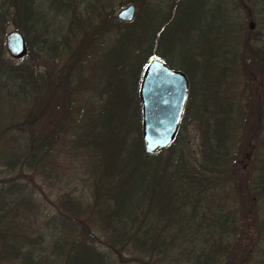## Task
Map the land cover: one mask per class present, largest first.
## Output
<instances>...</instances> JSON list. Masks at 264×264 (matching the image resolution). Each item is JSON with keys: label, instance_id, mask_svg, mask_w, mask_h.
Here are the masks:
<instances>
[{"label": "trees", "instance_id": "16d2710c", "mask_svg": "<svg viewBox=\"0 0 264 264\" xmlns=\"http://www.w3.org/2000/svg\"><path fill=\"white\" fill-rule=\"evenodd\" d=\"M250 1L264 24V0ZM44 2L49 4L45 7ZM232 3L227 0L229 13ZM72 4L73 0L0 1V104L12 98L26 101L18 125L27 142L22 163L30 167L33 150L74 130V111L82 112L81 129L69 143L85 163L91 203L83 205L68 196L62 204L72 216L51 215L43 221L56 234V259L62 257L63 264H264V42L258 32L250 30L260 41L255 47L249 37L242 38L240 23L234 27L223 19L217 32L207 36L206 29L193 23L190 6L171 9L169 4L161 10L145 2L131 21L116 23L110 11L89 3L91 17L71 18L65 30L59 26L57 41L49 10L53 7L56 15L68 16ZM148 8L159 14L152 25L154 18L144 15ZM7 22L24 38V62L14 64L4 56ZM102 26L112 29L104 49L95 41ZM90 46L100 49L93 62L98 58L103 67L101 82L83 88L88 98L76 108L80 91L71 75H80V54ZM229 46L231 50L224 48ZM40 50L47 53L42 65L48 64L51 71L30 68ZM175 55L179 61L172 65ZM54 56L60 57V64L53 62ZM153 57L186 76L188 93L172 142L146 154L138 87ZM51 113L58 119L55 129L50 124L49 134L35 141V122L45 118L38 124L41 135L54 119ZM191 124L199 133L198 160L190 158L181 137ZM12 141V134L4 138V149ZM10 152L2 154L8 167L14 163ZM15 188L0 190V204L7 192L12 199L21 190ZM19 201L32 209L27 198ZM10 202L0 214V240L10 258L6 264L53 262L41 255L33 259V241L21 231L4 240L14 211ZM84 212L85 220L79 217ZM70 219L77 224L67 222ZM90 227L101 229L104 239ZM104 246L116 255L113 263L103 253Z\"/></svg>", "mask_w": 264, "mask_h": 264}, {"label": "rangeland", "instance_id": "374dc122", "mask_svg": "<svg viewBox=\"0 0 264 264\" xmlns=\"http://www.w3.org/2000/svg\"><path fill=\"white\" fill-rule=\"evenodd\" d=\"M130 1H133V3H131ZM179 1L180 2H178V0H73V10H69L70 12L68 16L67 14L56 15L52 7V9L49 10L50 17H48V19H51L53 17V19L55 20L57 32L53 35H56L55 39L59 41V39L61 40V31L59 32L58 29L59 26L63 25V30H65L71 18L78 17L79 15H81V17L83 18L91 17L89 15V9H86L87 4L89 3H93L95 5V9H100L103 6L106 11H110L114 20L116 21L117 19L116 23L120 22V20L116 17L118 9L127 4L134 5V17L139 14V12H141V7L145 2L156 3L160 5L161 10L166 9L169 4L172 5L171 9L190 6L194 10V18L192 20L193 23L196 26L201 27L202 29H206L207 36L211 37L214 32H217L216 25L223 19L234 25V27L236 23H240L242 27V38H244L243 35H245L246 37H249V40L251 41L253 46H260V41L257 40V38H254L250 30L257 31L260 38V35L264 33V24H262L261 22L263 18H259L260 16L255 10L256 7L254 8V5H252L250 0H233L232 4L234 5V9L231 13L228 12L229 5L227 4V0ZM101 3L102 5H100ZM48 4L49 3L44 2L42 5L46 7ZM144 15L151 20H153L154 18V20L150 22V25H152L157 20V17H159V14H153L152 9L150 8H148L144 12ZM250 21L254 23V27L252 29L248 28V23ZM97 22L98 18H96V21L92 24L97 25ZM103 26L105 27L106 25ZM138 26L142 27L140 24H138ZM10 30L16 29H14V26L11 23L7 22L3 31V39L5 34ZM110 32L112 33V29L107 30V28H104L102 29V34L97 35L95 41L99 43L100 48H103L102 46L105 45V43L110 39ZM75 45L76 41L74 46ZM90 48L91 46L88 49L84 50L83 54H80V78H78L79 76L76 75L75 71H73L71 75L72 85H74L75 87L79 86L78 92L80 91V95L78 97H75L74 101V105L76 106V108L80 107V105H83L84 100L88 98L87 92H84L83 88L87 90L88 86L101 82L99 73L103 69V67L99 63L98 58H96L95 63L93 62L100 49L97 47L95 49ZM224 48L231 50L230 46ZM36 52H39L38 56H34L35 62L31 63L30 68L43 73L49 71L50 66L48 64L45 66L42 65L43 59H45L47 56L46 51L40 50ZM25 55L23 57H25ZM4 56L14 64L24 62L23 57L18 59L11 58L8 56L6 51ZM54 57L55 60L53 62L60 64V57ZM177 61H179V58L177 55H175L171 57L170 64L177 63ZM26 105V101H21V99L17 98H12L6 103L0 104V190L7 191L11 188L16 189L15 187L21 188L19 192H15L12 194V196H15L12 197V199L8 195L9 192H7L4 203L0 204V214L1 212H3L7 203L10 201L11 202L9 204H13L12 210H14L11 213L9 219L10 224L7 223V225L10 226L8 229H5L6 235H4V240L8 238L12 240L11 235L21 231L22 233H24V235H26L33 241L34 245H31V247L33 248V259L37 258V255H41V257L43 258L46 257L49 260L53 261L49 264H63V258L61 257L58 260L53 253L52 243L56 238L54 229L50 226H45L43 224V221H45L51 215H58L61 217H64L65 215L66 218H70L72 216L70 210H68L67 205H64V207L62 204L63 200L67 199L68 196L72 197L75 200H79L83 205L91 203L89 183L84 172L85 163L81 159V155L75 153V151L71 149V145L69 143V139L76 134V131L79 132L81 129V124L79 122L81 120H79V117L82 112L80 114L74 111L73 119L76 120L74 124L72 123V127L74 128V130L69 129L64 133V135H62L63 137L53 139L50 145L43 144L40 148L33 150V156L31 157L33 163L31 162V166L28 167L22 163L27 156L24 147L26 145V141L23 139L24 137L19 128L20 126L18 127L20 120H22L23 108L25 109ZM51 105L53 106V103ZM49 110H47L48 114H50V112H53V110ZM51 114L52 116H54V119L52 117L53 120L47 124L46 130L41 131V135L39 133L38 124H42V122L45 121V118L39 117L38 121L35 122V130L33 131L36 138L35 141L48 135L50 124L52 126L53 122H58V119L56 120L57 116L55 117L54 113ZM10 134L15 136V141H12L11 144H8L11 146L10 148L4 149V138L9 137ZM181 137L187 144V147L189 149L188 151L191 155L190 158L198 160L199 133L195 129L194 125L191 124L186 128V131H182ZM5 150L11 151L10 153L12 155H10L9 158L14 160L12 166H5L2 161V154L5 152ZM79 150L81 151L80 147ZM3 197H5V195ZM25 198H27L32 204V209H27L30 208L29 206L25 208V202L19 204V200H24ZM15 207L17 210L15 209ZM86 214V212L79 214L80 219L85 220ZM67 222L77 224L75 220L71 219L67 220ZM92 229L93 228L90 227V230L95 235L99 236L100 239H104L101 229ZM102 251L103 253L105 252V255L110 259L112 263L114 260L116 261L117 258L112 249L104 246L102 248ZM122 255L126 256L127 254L123 253ZM6 261H10V258H6L5 246L2 240H0V264H6Z\"/></svg>", "mask_w": 264, "mask_h": 264}, {"label": "water", "instance_id": "95a60500", "mask_svg": "<svg viewBox=\"0 0 264 264\" xmlns=\"http://www.w3.org/2000/svg\"><path fill=\"white\" fill-rule=\"evenodd\" d=\"M133 4H127L116 13L123 22L134 17ZM254 23L250 21L248 28ZM264 42V33L260 35ZM5 51L11 58H21L26 53L22 34L17 30L8 31L3 39ZM188 93L186 76L169 68L162 60L151 58L142 73L138 87L141 112V141L146 154L164 149L175 137Z\"/></svg>", "mask_w": 264, "mask_h": 264}]
</instances>
